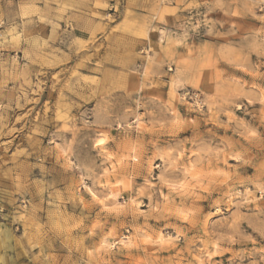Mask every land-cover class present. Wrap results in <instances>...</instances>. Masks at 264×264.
I'll return each mask as SVG.
<instances>
[{
	"label": "clouds",
	"instance_id": "obj_1",
	"mask_svg": "<svg viewBox=\"0 0 264 264\" xmlns=\"http://www.w3.org/2000/svg\"><path fill=\"white\" fill-rule=\"evenodd\" d=\"M0 264H264V0H0Z\"/></svg>",
	"mask_w": 264,
	"mask_h": 264
}]
</instances>
